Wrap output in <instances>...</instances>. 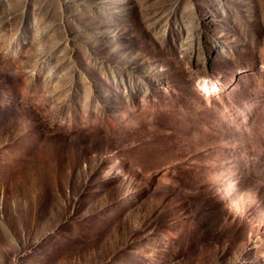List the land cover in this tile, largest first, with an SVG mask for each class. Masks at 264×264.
Wrapping results in <instances>:
<instances>
[{
  "label": "rangeland",
  "instance_id": "rangeland-1",
  "mask_svg": "<svg viewBox=\"0 0 264 264\" xmlns=\"http://www.w3.org/2000/svg\"><path fill=\"white\" fill-rule=\"evenodd\" d=\"M0 264H264V0H0Z\"/></svg>",
  "mask_w": 264,
  "mask_h": 264
}]
</instances>
